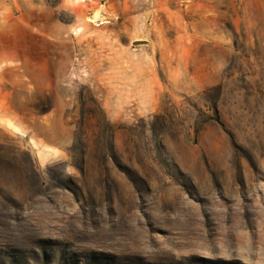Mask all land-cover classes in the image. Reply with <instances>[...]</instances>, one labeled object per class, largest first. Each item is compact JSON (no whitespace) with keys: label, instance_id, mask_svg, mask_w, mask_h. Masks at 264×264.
Instances as JSON below:
<instances>
[{"label":"rangeland","instance_id":"rangeland-1","mask_svg":"<svg viewBox=\"0 0 264 264\" xmlns=\"http://www.w3.org/2000/svg\"><path fill=\"white\" fill-rule=\"evenodd\" d=\"M0 264H264V0H0Z\"/></svg>","mask_w":264,"mask_h":264},{"label":"bare ground","instance_id":"bare-ground-1","mask_svg":"<svg viewBox=\"0 0 264 264\" xmlns=\"http://www.w3.org/2000/svg\"><path fill=\"white\" fill-rule=\"evenodd\" d=\"M96 17V16H95Z\"/></svg>","mask_w":264,"mask_h":264}]
</instances>
